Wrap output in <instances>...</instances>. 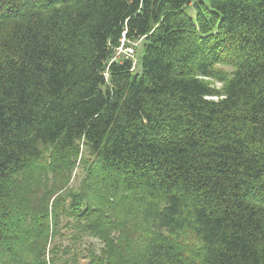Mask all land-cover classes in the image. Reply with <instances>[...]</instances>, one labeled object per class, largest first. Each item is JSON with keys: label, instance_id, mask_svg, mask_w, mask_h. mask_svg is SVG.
<instances>
[{"label": "trees", "instance_id": "16d2710c", "mask_svg": "<svg viewBox=\"0 0 264 264\" xmlns=\"http://www.w3.org/2000/svg\"><path fill=\"white\" fill-rule=\"evenodd\" d=\"M68 226L90 264H264V0H0V264Z\"/></svg>", "mask_w": 264, "mask_h": 264}, {"label": "rangeland", "instance_id": "374dc122", "mask_svg": "<svg viewBox=\"0 0 264 264\" xmlns=\"http://www.w3.org/2000/svg\"><path fill=\"white\" fill-rule=\"evenodd\" d=\"M121 47L120 51L117 49L116 56L123 55L125 58L132 60L135 66L138 65L139 43H131L124 40ZM129 49L132 51L131 54L128 51ZM126 54H130V56ZM81 173V169L77 170V168L72 171L69 187L78 186ZM63 225L64 223L61 224V226ZM62 230L63 236L57 238L55 242L60 245V249L67 248L71 251L63 256L60 254L58 256L59 260L54 264H90L89 254L94 252L95 255H99V248L103 246L99 240L88 235L76 233L74 228L70 226L67 228L63 227ZM74 234L79 236L78 240L72 239V235ZM46 259L51 260L50 251H47Z\"/></svg>", "mask_w": 264, "mask_h": 264}, {"label": "built area", "instance_id": "2783aa9c", "mask_svg": "<svg viewBox=\"0 0 264 264\" xmlns=\"http://www.w3.org/2000/svg\"><path fill=\"white\" fill-rule=\"evenodd\" d=\"M123 41H124V39H121V45H120V47L119 48H117L119 51L121 50V46H122V44H123ZM129 52H130V54L132 53V51L129 49L128 50ZM130 54H126V55H128V56H130Z\"/></svg>", "mask_w": 264, "mask_h": 264}]
</instances>
